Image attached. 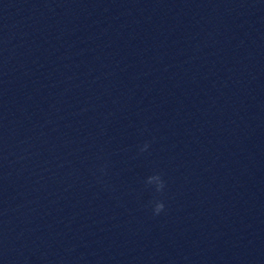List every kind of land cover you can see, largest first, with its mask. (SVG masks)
<instances>
[{"label":"clouds","instance_id":"9594fccd","mask_svg":"<svg viewBox=\"0 0 264 264\" xmlns=\"http://www.w3.org/2000/svg\"><path fill=\"white\" fill-rule=\"evenodd\" d=\"M149 145L146 143L140 150L141 152L146 151L148 149ZM145 184L147 186H154L156 193H163L166 183L162 179L161 174L156 173L153 175H150L146 178ZM152 204V213L153 215H160L165 210V204L162 200H153L151 202Z\"/></svg>","mask_w":264,"mask_h":264}]
</instances>
